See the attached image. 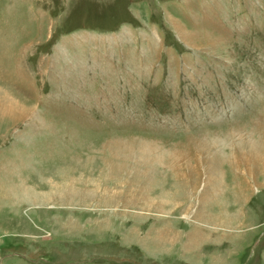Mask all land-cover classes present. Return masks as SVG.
I'll return each instance as SVG.
<instances>
[{"label": "rangeland", "instance_id": "374dc122", "mask_svg": "<svg viewBox=\"0 0 264 264\" xmlns=\"http://www.w3.org/2000/svg\"><path fill=\"white\" fill-rule=\"evenodd\" d=\"M0 264H264V0H0Z\"/></svg>", "mask_w": 264, "mask_h": 264}, {"label": "bare ground", "instance_id": "6f19581e", "mask_svg": "<svg viewBox=\"0 0 264 264\" xmlns=\"http://www.w3.org/2000/svg\"><path fill=\"white\" fill-rule=\"evenodd\" d=\"M9 193V192H8ZM11 196V195H10Z\"/></svg>", "mask_w": 264, "mask_h": 264}]
</instances>
